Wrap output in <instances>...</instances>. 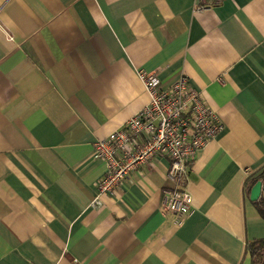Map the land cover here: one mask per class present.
<instances>
[{"label": "crops", "instance_id": "1", "mask_svg": "<svg viewBox=\"0 0 264 264\" xmlns=\"http://www.w3.org/2000/svg\"><path fill=\"white\" fill-rule=\"evenodd\" d=\"M0 0V264H250L264 237L244 188L264 173V0ZM183 76L222 130L160 208L168 159L90 206L95 140L146 103L136 72ZM259 196L264 198V176Z\"/></svg>", "mask_w": 264, "mask_h": 264}, {"label": "built area", "instance_id": "2", "mask_svg": "<svg viewBox=\"0 0 264 264\" xmlns=\"http://www.w3.org/2000/svg\"><path fill=\"white\" fill-rule=\"evenodd\" d=\"M201 12L221 0H197ZM146 103L120 127L95 140L91 158L104 165L90 206L101 195H110L131 172L156 158L168 159L164 177L172 187L160 190L161 212L181 219L190 211L186 176L196 154L222 130L216 116L205 106L200 93L183 76L163 86L153 73L136 72Z\"/></svg>", "mask_w": 264, "mask_h": 264}, {"label": "trees", "instance_id": "3", "mask_svg": "<svg viewBox=\"0 0 264 264\" xmlns=\"http://www.w3.org/2000/svg\"><path fill=\"white\" fill-rule=\"evenodd\" d=\"M264 173H260L255 177H248L244 181L245 192L248 195L250 188L260 181ZM252 206L257 212L258 216L264 220V198L259 196L258 199L252 202ZM244 254L248 256L250 264H264V237L260 239H255L252 241H247L244 246Z\"/></svg>", "mask_w": 264, "mask_h": 264}, {"label": "water", "instance_id": "4", "mask_svg": "<svg viewBox=\"0 0 264 264\" xmlns=\"http://www.w3.org/2000/svg\"><path fill=\"white\" fill-rule=\"evenodd\" d=\"M260 194V182L257 181L249 190L248 199L250 202H254L258 199Z\"/></svg>", "mask_w": 264, "mask_h": 264}]
</instances>
